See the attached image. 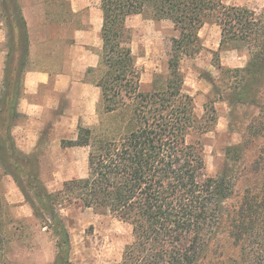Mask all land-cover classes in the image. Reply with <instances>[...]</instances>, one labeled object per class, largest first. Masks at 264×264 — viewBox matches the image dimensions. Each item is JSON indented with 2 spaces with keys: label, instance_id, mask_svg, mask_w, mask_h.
Listing matches in <instances>:
<instances>
[{
  "label": "trees",
  "instance_id": "obj_1",
  "mask_svg": "<svg viewBox=\"0 0 264 264\" xmlns=\"http://www.w3.org/2000/svg\"><path fill=\"white\" fill-rule=\"evenodd\" d=\"M3 4L8 7L7 0ZM101 8L103 47L98 67L89 72L99 74V107L121 121L116 129L82 125L77 139L63 141L66 147H88L86 176L68 179L50 191L41 177L39 157L20 151L11 132L22 91L19 65L7 63L5 92L0 95V111L5 114L0 118V165L4 174L13 176L35 216L57 236L56 264H72L70 232L61 213L69 205L131 225L133 239L117 264H202L221 228L240 253L205 264H264V156L252 164L262 180L238 194L240 174L233 167L217 176L208 173L202 136L212 130L215 109H210V116L198 114L181 71V61L203 48L201 28L216 23L222 30L220 50L248 43L253 52L245 70L254 74L256 84L243 90L264 88V18L225 0H101ZM12 14L28 42L22 8L17 5ZM136 14L170 20L179 31L167 76H156L154 89L148 91L142 88L127 24ZM158 79L163 86L157 87ZM244 148V143L232 146L228 155ZM235 194L237 200L231 202ZM6 205L0 196L1 245L8 240L2 230L10 222Z\"/></svg>",
  "mask_w": 264,
  "mask_h": 264
},
{
  "label": "rangeland",
  "instance_id": "obj_2",
  "mask_svg": "<svg viewBox=\"0 0 264 264\" xmlns=\"http://www.w3.org/2000/svg\"><path fill=\"white\" fill-rule=\"evenodd\" d=\"M7 1L8 7H4L3 0H0V54L6 55L4 63L0 59V95L5 92L7 63L19 65L17 76L21 86L28 65V42L23 36L21 25L14 22L16 18L12 14L17 5L23 8L26 0ZM35 1L40 13L46 15L43 23L51 39L57 36L58 41L64 40L66 47L74 29L86 20V15L72 14L71 0ZM225 1L231 5L248 7L264 18V0ZM127 24L132 32L133 52L142 73V88L153 90L156 76L161 75L163 80L169 72L172 42L179 31L172 21L156 20L147 14L133 15ZM199 35L203 44L201 52L181 61L185 88L194 97L200 116H210V109H215L216 120L212 123V130L202 136L208 173L217 176L226 168L233 167L240 174L236 186L238 194L247 186L262 180V176L253 170L252 164L264 156V88L243 90L245 85L250 87L257 79L245 70L254 58L248 43L231 44L220 50L222 30L218 24L211 22L201 28ZM18 41L21 42L19 45ZM219 65L222 67L219 68ZM239 69L244 70L237 71ZM98 75L95 73L92 78L97 80ZM162 80L158 79L157 87L163 86ZM99 104L98 122L91 127H119L120 117L115 113L106 114ZM4 115L0 111L1 119ZM57 139L60 137L57 136ZM243 143L245 148L241 153L232 151L228 155V148ZM48 147L49 152L44 153L47 155L40 158V173L50 191L60 189L68 179L87 175L88 148L67 149L59 141ZM39 153L42 154V151ZM13 192L12 178L4 174L0 165V196L7 204L6 219L10 221L2 229L8 240L0 244V264H56L57 236L35 216L29 203L8 201L7 195ZM236 194L232 196L231 202L237 200ZM25 204L27 208L22 207ZM61 213L70 232L72 264H117L122 260L126 245L133 239L130 224L81 205H69ZM214 239L207 252L208 257L202 264L211 259L228 260L239 255V247L234 245L225 228H221Z\"/></svg>",
  "mask_w": 264,
  "mask_h": 264
},
{
  "label": "crops",
  "instance_id": "obj_3",
  "mask_svg": "<svg viewBox=\"0 0 264 264\" xmlns=\"http://www.w3.org/2000/svg\"><path fill=\"white\" fill-rule=\"evenodd\" d=\"M22 11L28 33V65L17 103L19 116L11 132L20 151L40 159L49 152V144L75 140L80 126L91 127L98 122L101 89L89 69L97 68L100 62L104 18L101 0H71V13L86 15V20L74 29L65 47L64 40L58 41L57 36L51 39L43 23L46 15L40 13L35 0H26ZM0 59L4 63L6 55L0 54ZM9 176L14 192L7 195L8 201L25 202L22 190L13 176Z\"/></svg>",
  "mask_w": 264,
  "mask_h": 264
}]
</instances>
